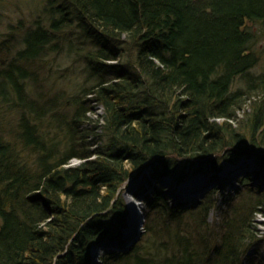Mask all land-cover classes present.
Masks as SVG:
<instances>
[{"label":"trees","instance_id":"1","mask_svg":"<svg viewBox=\"0 0 264 264\" xmlns=\"http://www.w3.org/2000/svg\"><path fill=\"white\" fill-rule=\"evenodd\" d=\"M43 12L21 40L13 105L0 92V264H264V193L247 184L264 173V71H254L264 0H48ZM65 44L85 85L37 113L48 57ZM249 158L261 171L248 173ZM227 163L248 174L219 204L215 181ZM198 172L204 186H187ZM163 176L183 190L165 191ZM129 186L146 203L130 245Z\"/></svg>","mask_w":264,"mask_h":264},{"label":"rangeland","instance_id":"2","mask_svg":"<svg viewBox=\"0 0 264 264\" xmlns=\"http://www.w3.org/2000/svg\"><path fill=\"white\" fill-rule=\"evenodd\" d=\"M48 0H0V35L7 38L14 39V41L9 42V45H13L11 50H3L0 53V68L1 66H6V64L17 54V52L21 51L24 48V44L21 43V40L24 37L25 32L27 31L28 27L34 25V22L37 21L38 17H44V8L47 4ZM250 27L257 33L261 34L263 31L261 30L260 25L258 24H251ZM18 29L19 32L16 31ZM17 34H16V32ZM14 34L13 37H10L9 35ZM264 34V33H263ZM21 35V37H20ZM18 36V42L15 44V37ZM257 47H260L261 49L264 48V38L262 42H259L257 44ZM60 48V47H59ZM261 62L259 66L254 70L257 73H261L264 71V52L260 55ZM75 56H73V52L71 51L69 45L65 44L61 46V52L54 51L52 52L49 57V68L51 72L44 71L42 73V76L44 78H48L46 82V86L42 88L41 94L44 96L42 99L40 98V95L37 96L36 91L32 87V91L34 92L32 94V99H36L39 97L41 100V106H36V112L42 113V107L46 103V100H49L51 97H55L59 93H64L63 97H67V99H62L61 101H67L69 96H72V94H75L79 92L82 89V86L85 85V73L83 72V63L82 62H74ZM69 69V70H68ZM25 88V97L28 96L30 92V85L27 82ZM15 92L12 91L11 98H15ZM25 99L24 97H22ZM89 99V98H87ZM22 104H26L27 107H30L29 100H26L22 102ZM92 110L88 115L91 117L92 120H97L98 115L102 114V109L99 106L92 104ZM4 108H1V111ZM32 109L35 110V105H32ZM26 112H21V114H27L28 109L25 110ZM63 111V109L61 110ZM69 110H64L66 113V116H68ZM7 113V112H6ZM19 117V114L16 112H8L7 116L5 117L7 122L5 123V137L9 140L13 139L14 133L12 132V126L16 122ZM5 120V121H6ZM19 120V119H18ZM58 123L60 121L58 120ZM95 121L91 122L89 125L84 126V130L87 132H90L91 129L94 127ZM16 125V124H15ZM47 128V127H46ZM50 129H53V127L50 125V128H48V132L50 133ZM58 135H63L62 132H60ZM62 136H60L61 138ZM248 164V173L253 172H259L261 171L260 167L256 164V161L254 158H249L247 161ZM81 161L79 159H72L70 161L71 165H78ZM246 170H240L237 164L227 163L222 172L219 174L218 179L215 181V186L217 187V191L214 192V198L217 199L218 203L221 204L222 200L225 197H228V192H233L236 188H241L240 182L238 179L242 174H248L246 173ZM147 171H145L143 174H140L136 178L135 181H132L130 184L139 185V183L144 179V175H147ZM253 180L247 184L253 187L258 186V189L260 191V194L264 193V173H259V175H254ZM156 180H153V183H155ZM163 182L164 186L166 187L164 190L167 192H171L172 195L177 196L181 190H183V187L178 186L177 183H175L170 177L163 176ZM207 182V179H205V176L202 172L196 173L191 179L187 180L186 183L187 186H193L196 185V188L199 186H204V184ZM135 189V188H134ZM152 187H150V190ZM202 192V191H201ZM181 193H184L181 192ZM186 193V192H185ZM176 194V195H175ZM187 194V193H186ZM180 197V196H179ZM202 196H199L195 199L191 198H185L184 201L189 203V201H200ZM264 201V196L262 197ZM124 199L127 203V224L122 231V237L124 234L130 232L132 229L133 237L130 235V239H128L127 244H131L136 242V240L141 237L145 220V208L146 203L144 202L143 198L138 195H133V189H130V186L127 188V190L124 191ZM174 204L175 201H172ZM196 203V202H195ZM215 215V214H214ZM214 215L211 214L210 221H214ZM138 221L136 226H134L135 222ZM257 221V227H258V239L259 242L257 244V250L260 255L264 256V208L263 210L257 214L256 216ZM128 247V246H126ZM101 251H98V253H94V257L96 258ZM97 255V256H96Z\"/></svg>","mask_w":264,"mask_h":264},{"label":"flooded vegetation","instance_id":"3","mask_svg":"<svg viewBox=\"0 0 264 264\" xmlns=\"http://www.w3.org/2000/svg\"><path fill=\"white\" fill-rule=\"evenodd\" d=\"M13 36H14V34L10 35V37H13ZM7 37L8 36L3 37L0 35V42H2L3 40L8 41V43L14 41V39L7 38ZM17 37L18 36L15 37L16 42L18 40ZM1 52L2 51H0V53ZM19 52H17V54ZM17 54L6 64L5 67L1 66V68H0V92L5 94V96L7 97V99L9 101H10V96H11L12 91H15V88H16L15 83H16V85H18L17 79L20 78L19 73H17V70H19V68H20V62H19V59H17V56H18ZM9 74H12L13 78H11V79H13L14 81H9L7 79ZM9 104H12L11 101L9 102Z\"/></svg>","mask_w":264,"mask_h":264},{"label":"bare ground","instance_id":"4","mask_svg":"<svg viewBox=\"0 0 264 264\" xmlns=\"http://www.w3.org/2000/svg\"><path fill=\"white\" fill-rule=\"evenodd\" d=\"M138 223V221L135 222L134 226H136V224ZM133 230L132 229L130 232L127 233V236L130 237V235L133 233ZM131 237H133V235H131ZM97 256V255H96ZM96 259V258H95Z\"/></svg>","mask_w":264,"mask_h":264}]
</instances>
